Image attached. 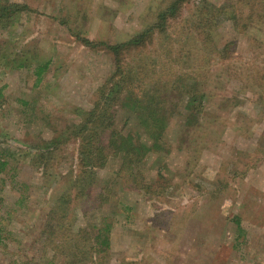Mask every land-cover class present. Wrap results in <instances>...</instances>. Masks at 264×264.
I'll use <instances>...</instances> for the list:
<instances>
[{"label": "rangeland", "instance_id": "374dc122", "mask_svg": "<svg viewBox=\"0 0 264 264\" xmlns=\"http://www.w3.org/2000/svg\"><path fill=\"white\" fill-rule=\"evenodd\" d=\"M8 1L29 11L0 30L8 61L0 68L5 95L0 152L8 156L10 169L0 186L2 210L18 196L17 185L27 189L23 207L0 223V264L38 259L48 248L43 249L39 234L53 183L40 178L29 154L78 122L113 69L101 45L86 47L79 39L124 42L152 24L169 0ZM243 1L247 6L237 8L241 28L221 14L210 30L213 48L208 57L203 62V57H191L187 63L203 79L194 81L191 90L205 86L206 91L199 124L185 126L186 102L169 97L176 108L161 135V149L146 153L140 162L138 185L113 180L117 159L97 171L98 183L109 188V205L95 209L92 220L103 215L113 222L108 257L84 264H264V17H256L264 0ZM192 3L216 8L228 0ZM187 10L190 6L183 7L179 19ZM227 44L230 50L221 54L226 58L219 59ZM144 50L129 61L137 64L147 54ZM24 58L48 63L39 83L32 66L13 67L12 60ZM75 145L65 146L70 160L54 165L48 171L51 178L71 168Z\"/></svg>", "mask_w": 264, "mask_h": 264}, {"label": "trees", "instance_id": "16d2710c", "mask_svg": "<svg viewBox=\"0 0 264 264\" xmlns=\"http://www.w3.org/2000/svg\"><path fill=\"white\" fill-rule=\"evenodd\" d=\"M244 4L243 0H228V4L214 8L202 3L194 5L192 0H169L157 12L152 24L124 42L110 45L79 39L86 47L101 45L112 58L113 69L93 93L91 107L79 113L77 123L65 126L64 131L56 132L28 153L32 155V165L40 169V178L49 180V185L53 183L50 185L52 196L46 200L47 209L41 216L39 234L43 236V249L48 248L43 251L47 253L45 256L42 253L38 259L33 257L13 264H84L87 260L108 257V233L113 218L99 215L92 220L95 209L109 205L106 196L109 188L103 182L98 183L97 171L106 167L111 158L117 159L113 180L124 179L138 185L140 162L146 153L161 149V135L170 112L176 108L169 97L186 102L185 126L199 124L200 99L206 91L205 86L193 91V82L203 79L197 67L188 68L187 63L191 57H203L202 62L208 57L213 48L210 30L221 14L241 28L242 13H237V8L246 7ZM189 6L187 15L179 19L183 7ZM257 9L256 17L263 18L264 10L260 14V5ZM27 11L29 8L24 4L0 0V30L11 27ZM230 48V44L225 45L218 53L219 59L226 58L221 54ZM143 49L147 54L138 59L137 64L131 63L130 56ZM3 52L0 46V68L6 67L8 62ZM12 62L17 69L32 66L36 83L48 66L47 62H33L30 58ZM4 102V86H0V107ZM69 142L76 144L72 152L74 161L71 160V168L55 180L48 171L58 162L70 160L65 155ZM7 157L0 152V186L4 184L3 175L10 171ZM9 178L12 181L13 177ZM26 189L23 184L17 185L14 190L18 196L6 210H2L0 197V223L23 207ZM2 232L0 228V244ZM39 239H34L32 244Z\"/></svg>", "mask_w": 264, "mask_h": 264}]
</instances>
